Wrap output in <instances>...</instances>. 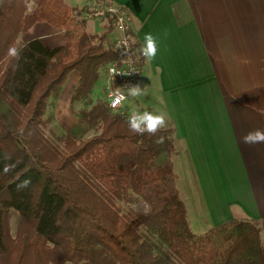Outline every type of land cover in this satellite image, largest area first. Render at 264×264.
<instances>
[{
    "label": "trees",
    "instance_id": "1",
    "mask_svg": "<svg viewBox=\"0 0 264 264\" xmlns=\"http://www.w3.org/2000/svg\"><path fill=\"white\" fill-rule=\"evenodd\" d=\"M88 10L65 0H0V264H264L255 221L191 229L173 169V130L134 134L127 111L107 105L105 70L122 53L112 19L90 32ZM37 22L61 29L64 43L20 42ZM72 73L69 101L80 107L71 127L54 135L53 107Z\"/></svg>",
    "mask_w": 264,
    "mask_h": 264
},
{
    "label": "crops",
    "instance_id": "2",
    "mask_svg": "<svg viewBox=\"0 0 264 264\" xmlns=\"http://www.w3.org/2000/svg\"><path fill=\"white\" fill-rule=\"evenodd\" d=\"M94 1L65 0L88 8ZM109 1L128 10L140 48L145 34L156 38L155 58L140 66L143 94L134 98V111L169 118L189 224V214L210 228L232 218L255 221L264 244V144L240 143L246 132L264 129V0ZM103 24L86 21L93 33ZM33 38L51 47L65 41L63 31L46 22L19 36L21 42ZM70 78L58 103L65 92L70 98L76 73Z\"/></svg>",
    "mask_w": 264,
    "mask_h": 264
},
{
    "label": "built area",
    "instance_id": "3",
    "mask_svg": "<svg viewBox=\"0 0 264 264\" xmlns=\"http://www.w3.org/2000/svg\"><path fill=\"white\" fill-rule=\"evenodd\" d=\"M85 18L101 19L110 17L114 25L115 35L112 37L114 46L122 53L120 60L107 66L102 83L107 105L113 109H121L127 98L129 86L141 85L140 54L131 44V18L128 10L121 4L97 0L84 15ZM115 74L113 75V73ZM123 94L125 99L117 101L116 89ZM115 103V107L112 105Z\"/></svg>",
    "mask_w": 264,
    "mask_h": 264
},
{
    "label": "clouds",
    "instance_id": "4",
    "mask_svg": "<svg viewBox=\"0 0 264 264\" xmlns=\"http://www.w3.org/2000/svg\"><path fill=\"white\" fill-rule=\"evenodd\" d=\"M165 36H167V32H165ZM141 55L147 60L151 61L155 58L157 54V42L156 38L151 34L147 33L144 36V43L140 48ZM9 54L13 57L18 56L17 50L13 47L9 49ZM115 72L113 73V75ZM117 101H122L126 97L123 96L122 93L119 92V87L116 89ZM143 94V88L139 85L129 86L127 88V95L130 97H138ZM115 107V103L112 105ZM168 117L164 113L156 114L150 111H134L127 118V124L129 131L138 134L144 135L148 134L150 136H155L156 133L165 129L168 126ZM165 138L160 136L156 139L157 144L164 143ZM240 143L244 145H257L264 144V129H254L246 132L240 137ZM139 211L141 209V205L134 206ZM143 214L147 215L151 211V207L147 202H143L142 204Z\"/></svg>",
    "mask_w": 264,
    "mask_h": 264
},
{
    "label": "rangeland",
    "instance_id": "5",
    "mask_svg": "<svg viewBox=\"0 0 264 264\" xmlns=\"http://www.w3.org/2000/svg\"><path fill=\"white\" fill-rule=\"evenodd\" d=\"M96 1L97 0H95L93 2L92 6L94 5V3ZM90 19H94V18H88L87 17V20L90 21ZM86 28H87V26H86ZM19 41H20V39H19ZM70 77H71V75L69 76V78L65 82V84H67L66 92H67V90L70 89L71 81L74 79V78H70ZM65 93L62 95V100L59 103L56 101V103H55V105L53 107L55 120L53 121V123H51L50 128H52L51 132L54 135H60L61 132L66 131L67 129H69L71 127V125L73 124V122L75 120L73 109H77V108L80 107L79 103L71 105L70 101L68 100V98L65 95ZM95 93L101 94L102 93L101 87H98L95 90ZM126 104L127 105H125V107L127 109L126 110L127 111V115H130L136 109V107L139 106V105L136 104V99H134L133 97H129L128 100H126ZM122 107H123V105H122ZM48 110H50V109L48 108ZM189 218L191 220L190 224L192 226V230L195 233H197V234L204 232L205 230H207V228H210L209 227L210 225H208V224L197 226L196 223L193 221L194 220L193 217L190 216V214H189ZM10 228H11V232L13 233L14 229H15V217L14 216H12L10 218ZM66 264H70V263H66Z\"/></svg>",
    "mask_w": 264,
    "mask_h": 264
}]
</instances>
